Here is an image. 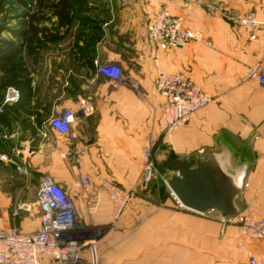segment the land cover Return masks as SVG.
<instances>
[{"label": "crops", "instance_id": "crops-1", "mask_svg": "<svg viewBox=\"0 0 264 264\" xmlns=\"http://www.w3.org/2000/svg\"><path fill=\"white\" fill-rule=\"evenodd\" d=\"M88 2L87 24L76 23L68 51L54 56L71 66L54 64L41 78L33 71L32 90L16 100L6 101L12 87L0 86V152L20 150L19 162L28 170L18 172L22 182L14 196L34 201L31 192L22 193L43 174L68 192L94 238V251L85 249L80 264H249L250 254L264 264V240L240 247L237 225L223 226L218 211L198 213L182 206L163 180L169 170L158 168L151 183L141 180L147 142L154 145L158 162L167 151L187 160L203 158L202 149L220 152L234 172L245 168L241 212L264 218V85L247 77L255 66L264 67V0H126L105 7ZM163 8L202 31L211 45L192 41L152 48L146 29ZM94 10L107 14L95 24L99 29ZM249 11L260 22L254 31L230 19ZM97 32L100 39L94 40ZM95 61L118 63L128 84H111ZM160 72L186 73L215 100L188 123L166 130L164 98L156 88ZM65 109L74 114L68 135L50 124V117ZM82 174L91 185L78 183ZM106 182L136 189L119 219ZM8 190L0 185L2 225L12 224L3 218L12 205ZM17 225L26 231L37 223L23 216Z\"/></svg>", "mask_w": 264, "mask_h": 264}, {"label": "built area", "instance_id": "built-area-1", "mask_svg": "<svg viewBox=\"0 0 264 264\" xmlns=\"http://www.w3.org/2000/svg\"><path fill=\"white\" fill-rule=\"evenodd\" d=\"M230 19L252 31L260 23L254 11L235 12L230 15ZM145 35L154 49L183 47L192 41H205L211 45L202 31L185 26L184 18L172 14L167 8L161 9L149 22ZM95 65L114 86L123 87L128 84V78L118 63L100 64L95 61ZM247 77L264 85V67L255 66ZM156 88L164 98L162 120L166 130L188 123L193 114L215 100L184 72H160L156 79ZM18 97V90L9 88L6 101L16 100ZM73 118V111L65 109L52 115L50 124L60 134L68 135ZM19 153L18 149L11 154L0 152V163L13 165L28 174L27 168L19 162ZM200 153L203 154L204 150H200ZM143 158L141 180L148 184L159 172L155 147L151 142L145 144ZM78 183L89 186L92 180L88 175L82 174ZM37 186L34 201H20L7 210L3 218L12 224L2 225L0 220V264H80L85 249L94 251V238L84 229V222L71 196L48 174L38 178ZM104 188L112 202L114 217L119 219L135 197L136 189L124 188L112 182H106ZM23 216L30 222L37 223V226L26 231L21 229L17 221ZM221 222L223 226L237 225L240 247L246 241L264 240V218L240 212L235 217H221ZM249 264H263V261L250 254Z\"/></svg>", "mask_w": 264, "mask_h": 264}, {"label": "trees", "instance_id": "trees-1", "mask_svg": "<svg viewBox=\"0 0 264 264\" xmlns=\"http://www.w3.org/2000/svg\"><path fill=\"white\" fill-rule=\"evenodd\" d=\"M18 11L19 24L14 29L15 39L0 40V86L18 90L19 96L26 90H32L34 71L27 57L33 60L40 56L48 43L64 39L76 23L85 26L88 18V0H0V13L5 3ZM56 18L53 21V18ZM50 23V26L46 25ZM99 29V26H95ZM63 30V33L61 32ZM62 33V34H61ZM79 37L81 34L79 33ZM100 39L97 32L94 40ZM3 111V110H2ZM158 168L163 167L156 161Z\"/></svg>", "mask_w": 264, "mask_h": 264}, {"label": "water", "instance_id": "water-1", "mask_svg": "<svg viewBox=\"0 0 264 264\" xmlns=\"http://www.w3.org/2000/svg\"><path fill=\"white\" fill-rule=\"evenodd\" d=\"M203 155V158L187 160L164 152L159 162L170 171L167 185L181 205L190 210L198 213L216 210L224 219L237 216L241 212L238 198L245 168L234 172L228 158L220 152Z\"/></svg>", "mask_w": 264, "mask_h": 264}, {"label": "rangeland", "instance_id": "rangeland-1", "mask_svg": "<svg viewBox=\"0 0 264 264\" xmlns=\"http://www.w3.org/2000/svg\"><path fill=\"white\" fill-rule=\"evenodd\" d=\"M94 5H98L100 7H105L108 5H116V4H124L126 3V0H92ZM90 2V1H89ZM10 6V2L5 3L4 9L0 13V40L2 39H12L14 40L16 37L14 35V29L17 27V25L20 22V19L18 17V11L13 7ZM90 16V14H88ZM107 17V14L102 13L101 10H94V26L99 21L105 20ZM75 33V30L71 32V34L67 35L66 38L63 39V41L60 43V45H55L51 47L43 48V50L40 53V56L35 60H33L32 57H27L29 66L33 68L35 75H37L39 78L43 77L47 74V69L50 67L54 69V64L59 65H69L71 66V62L68 61H58L57 58H54V56L59 52H67L69 45L71 44V41L73 40V35ZM100 64H106L108 62H99ZM51 64V66H50ZM156 161L157 158L155 156ZM17 171H15L10 165L7 164H0V185L1 187L6 190L8 188V192H12L13 196L11 198V207L16 205L17 202H20V199L16 198L18 187H15L18 182H22V179H20L21 174L18 173L19 170L16 168ZM21 172V171H20ZM23 173V172H22ZM2 176V177H1ZM158 176V174H157ZM156 176V177H157ZM155 177V178H156ZM4 178V179H3ZM154 178V179H155ZM153 179V180H154ZM152 180V181H153ZM166 182V179H163ZM151 181V182H152ZM149 182V183H151ZM30 184L22 194L31 192L32 197L36 196L37 193V182H28ZM167 184V183H166ZM14 194H16L14 196ZM24 197V196H20ZM1 202H0V209H1Z\"/></svg>", "mask_w": 264, "mask_h": 264}]
</instances>
